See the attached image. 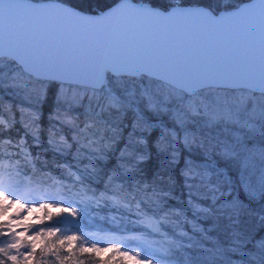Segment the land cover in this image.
Wrapping results in <instances>:
<instances>
[{"label": "snow or ice", "instance_id": "1", "mask_svg": "<svg viewBox=\"0 0 264 264\" xmlns=\"http://www.w3.org/2000/svg\"><path fill=\"white\" fill-rule=\"evenodd\" d=\"M5 58L12 72L9 86L35 90L36 107L29 108L31 124L21 113L25 132L14 145L17 165H0V197L28 213L51 219V209L58 208L57 215L73 219L38 228L31 236H26L30 226L21 233L0 224V236L8 237L0 246V264L33 259L35 264H83L79 255L113 250L142 264L140 253L133 257L95 241L85 247L83 241L91 240L83 223L89 201L30 196L35 188L21 179L30 175L29 164L47 169V159L41 162L31 147L44 143L38 121L53 84L56 109L43 151L65 155L58 136L77 156L86 153L92 174L108 181L105 191L113 181H137L156 195L161 211L176 200L177 185L182 187L191 218L189 223L186 211L176 213L184 212L181 235L188 241L180 248L198 249L199 255L177 248L176 258L167 248L157 264H200V256L204 264H264V0H111L102 11L92 9L91 0H59L54 6L0 0V69ZM17 74L24 77L22 84ZM15 123V113L0 119V143ZM7 142L12 144L10 137ZM153 152L163 159L149 174ZM92 174L73 173L85 188L77 196L89 195L85 182L93 183ZM6 211L0 206V213ZM17 219L27 215L18 212ZM145 226L150 234L167 231L163 223ZM62 228L80 235L58 236Z\"/></svg>", "mask_w": 264, "mask_h": 264}, {"label": "trees", "instance_id": "2", "mask_svg": "<svg viewBox=\"0 0 264 264\" xmlns=\"http://www.w3.org/2000/svg\"><path fill=\"white\" fill-rule=\"evenodd\" d=\"M32 1L59 2V0ZM246 1L249 0H243V2ZM108 3H111V0H91V7L96 11H102ZM88 7L89 6L86 4L85 8L88 9ZM4 64L6 67L0 69V71L4 73V86L0 88V101H2L0 119L11 118L12 114L15 113L16 123L14 128L10 131L5 129L3 133L4 142L0 143V165H4L7 169H12L17 165L15 157L18 149H16L14 145L25 132V128L21 122V113H24V120L31 124L34 113L29 111V108L36 107L34 101L35 90L10 87L12 72L10 67H7L9 61L5 59ZM17 82L22 84L24 82V77L17 74ZM56 88L57 85L55 84L50 87L47 102L42 105V116L38 121V124L43 126L40 131V136L44 140L43 145L41 148L32 145L31 133L36 131L35 127L29 129L30 134L27 137L28 144L32 145L31 152L33 155L40 154L41 162L45 159L48 161V166L45 170H41L39 167L32 169L29 164L27 166V171L30 175L21 177L25 185H31L35 188V191L30 193V196L47 194L57 200L78 201L82 199L89 201L88 218L83 222L85 224L86 234L91 237V240L83 241L87 248H91L92 242L95 241L97 242V247L105 249L118 248L120 252L128 251L133 257H136V254L140 253L137 259H140L142 264H146L148 259L152 260V264H157V257L163 255L167 248L172 249L173 256L176 258L179 256L177 248L180 249V253L185 255H199L198 249H190L187 247L180 248V245H186L188 241L181 235L182 230L185 229L184 212H180L179 215L176 213L179 210L186 211L190 223L191 212L188 211L186 204L181 199L183 189L179 184L174 190L176 192V200L169 201L171 206L161 211L160 209L164 206L159 205L156 195H153L152 192L147 190V185L139 184L138 186L137 181L129 183V181L125 180L123 185L118 181H113L112 187L105 191L108 181L106 179L102 181L98 179L96 175L92 174L93 169L87 162L88 157L86 153L77 156L75 148L67 149L59 140L58 136L56 137V142L61 148H65V155L60 156L59 154H54L50 150L43 151L49 147L47 143L49 135L48 127L50 123V113L54 112L56 109ZM64 91H67V89L65 88ZM71 136L72 134L69 133V143L72 142ZM9 137L12 141L11 145L7 142ZM81 144H83L82 139ZM69 152L71 155H68ZM157 159H163V157H157L155 152H153V159L147 165L149 174L155 170ZM58 164L64 165V167H60ZM19 167L21 170H25L23 159H21ZM85 172H87V174H92L90 175V180L93 181V183L85 182V186L90 189L89 195L77 196V192L83 193L85 188L81 187L79 182L75 180L73 173L81 174ZM177 180H179L178 169ZM61 184L64 185L65 189H71L72 191H62L60 187ZM74 184L76 185L75 188L73 187ZM121 188H123V191H121ZM91 192H95L96 195L92 196ZM144 205L148 207L146 208ZM62 206H67V203ZM148 208H152L153 210L148 211ZM51 212V219L44 217V213L41 212L39 219L30 224L31 229L36 231L38 228H47L56 224L57 221L60 220L62 214L57 215L59 209L56 210L55 208L51 209ZM146 212L147 215H145ZM42 217L43 219L41 220ZM149 223H163L167 231H163L162 229V234H150L149 229L145 226ZM0 224L3 223L0 221ZM63 234L80 235L79 232L73 231L65 233L62 228L61 232L57 233V235ZM6 239H8L7 236H0V246H2L3 241ZM79 243L80 241L73 247V251H75V247H77ZM142 243L146 244L149 248L143 247ZM40 246L38 242L36 249L37 253H39ZM145 249H147V251ZM149 252H151L152 255H149ZM61 254L66 255L67 251L62 250ZM110 257L111 260H109ZM45 259L49 262H54L55 260L52 256H46ZM79 260L82 261L83 264H99L101 261H107L108 264H135V260H123L119 253L114 250L102 251L99 254L84 253L83 255H79ZM29 264H35V259L29 261ZM165 264H167V262H165ZM200 264H204L203 256H200Z\"/></svg>", "mask_w": 264, "mask_h": 264}, {"label": "rangeland", "instance_id": "3", "mask_svg": "<svg viewBox=\"0 0 264 264\" xmlns=\"http://www.w3.org/2000/svg\"><path fill=\"white\" fill-rule=\"evenodd\" d=\"M0 206H3L7 209L6 212L0 213V221L3 224H9L14 231L21 233L24 232L25 227H28L31 223L36 222L39 219V215L41 214V212L39 211H33L31 213H28L22 209H18L17 206L10 204L9 201H4L2 197H0ZM26 207H31V205H26ZM55 209L58 210V208ZM18 212L20 216L27 215V219L23 220L22 222L18 220ZM33 232L35 231L31 229V227H29V231L27 232L26 236H31ZM143 247L149 248L148 246H146V244H144ZM21 251L25 250L21 249Z\"/></svg>", "mask_w": 264, "mask_h": 264}, {"label": "water", "instance_id": "4", "mask_svg": "<svg viewBox=\"0 0 264 264\" xmlns=\"http://www.w3.org/2000/svg\"><path fill=\"white\" fill-rule=\"evenodd\" d=\"M30 2L34 3V4H38V5H44V6H54L58 3V1H32V0H30ZM251 2H252V0H249V1H246L244 3H251ZM133 3H136V1H133ZM5 59H7V58H5ZM65 218L68 221H72V219H73L72 217L68 216V214H66V213L64 215H62L61 220H64ZM66 227H72V225L68 224V225H66Z\"/></svg>", "mask_w": 264, "mask_h": 264}]
</instances>
